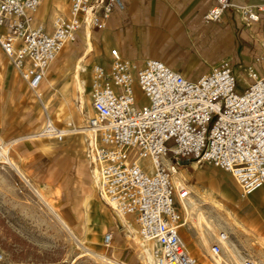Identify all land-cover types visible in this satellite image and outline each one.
Returning a JSON list of instances; mask_svg holds the SVG:
<instances>
[{"label": "built area", "instance_id": "built-area-1", "mask_svg": "<svg viewBox=\"0 0 264 264\" xmlns=\"http://www.w3.org/2000/svg\"><path fill=\"white\" fill-rule=\"evenodd\" d=\"M211 1L205 23L219 24L232 12L247 26L264 14V3ZM118 5L70 0L66 14L54 16L49 27L38 21L40 0H0V50L44 109L36 139L62 142L69 134L54 123L38 92L49 66L82 27L104 30ZM259 46L242 79L226 60L190 81L159 60L139 64L116 48L107 65L91 68L87 154L99 175L100 196L117 214L133 218L140 239L154 245L156 264H197L179 234V205L190 195L174 181L182 159L231 174L244 196L264 191V39ZM139 93L146 104H137ZM227 238L218 235L213 255L222 253ZM113 239V233L104 234L103 245L109 248Z\"/></svg>", "mask_w": 264, "mask_h": 264}, {"label": "rangeland", "instance_id": "rangeland-1", "mask_svg": "<svg viewBox=\"0 0 264 264\" xmlns=\"http://www.w3.org/2000/svg\"><path fill=\"white\" fill-rule=\"evenodd\" d=\"M67 9L68 6L63 14ZM57 14L54 12L53 17ZM89 30L91 46H87L79 33L75 42L59 51L38 90L45 95L44 105L52 95L47 113L56 125L81 131L67 135L62 142L26 138L35 136L42 127L44 109L0 54V264H106L101 257L124 264H142L137 258L142 241L137 226L132 217H124L135 231L126 232L121 217L100 196L93 177L95 167L87 154L90 133L82 132L93 114L91 68L95 64L107 65L112 49L105 56L98 33ZM237 60L243 61L232 58ZM79 61L87 68L86 90L82 94L76 90L72 78L73 66ZM139 95L137 104H146ZM180 180L188 189L194 185L193 201L203 204L204 214L223 225L216 228L215 236L212 232L206 234L210 249L218 234L226 233L231 252L222 247L219 256L231 264L234 255L264 264V193L258 195L261 203L252 202L254 194L244 196L231 174L197 161ZM30 188L44 190L53 210L73 231L80 245ZM108 232L113 233L114 239L106 248L103 236ZM200 248L213 262L205 247L200 245ZM197 260L202 264V259Z\"/></svg>", "mask_w": 264, "mask_h": 264}, {"label": "crops", "instance_id": "crops-1", "mask_svg": "<svg viewBox=\"0 0 264 264\" xmlns=\"http://www.w3.org/2000/svg\"><path fill=\"white\" fill-rule=\"evenodd\" d=\"M231 1L239 6H255L264 3V0ZM69 3L70 0H40V19L38 18V21L48 26L49 23L51 24L54 12L64 15L63 11L67 6L69 7ZM211 5V0H119V5L111 13L105 29L102 31L92 30L98 33L101 51L105 56L110 48H116L122 56L139 64L148 59L159 60L190 81L197 80L221 60H227L230 61L236 74L238 73V77L242 78L241 71L254 65V59L260 53L259 44L264 39V14L260 15L257 22L247 26L242 24L238 16L232 12L226 13L219 24L205 23L203 16ZM87 31H89V36ZM80 33L87 46H91L89 28H82ZM0 54L6 60L1 50ZM232 58H240L243 61L235 62L232 61ZM6 63L13 70L7 60ZM78 66L82 68L77 74ZM86 70V66L81 61L73 66L72 78L75 88L80 94L86 90ZM40 94L42 97L45 96L42 92ZM51 98L52 95L45 101L47 109L51 105ZM73 129L75 130V128L68 130ZM72 133H81V131L69 132V134ZM26 138L31 141L36 140L34 135ZM163 163L169 167L170 158L166 157ZM193 163L194 161L181 160L180 167L174 174V181H177L179 186L184 182L180 179L189 174V167ZM193 186H189V197L183 202L181 201V205H179L180 213L183 216L179 234L190 253L192 251V256L197 262V259L208 257L200 245L211 253L210 242L206 238V234L212 232V235L215 236L217 229L223 228V225L221 222H213L204 214L203 204L200 205L193 201L191 195ZM41 191L44 193V190ZM261 192L264 193L263 190L253 193L252 202H262L258 201V195ZM199 213L201 218H198ZM121 221L126 232H135L126 218L121 217ZM216 243L217 240L212 245ZM137 258L142 263L141 253L137 254Z\"/></svg>", "mask_w": 264, "mask_h": 264}, {"label": "bare ground", "instance_id": "bare-ground-1", "mask_svg": "<svg viewBox=\"0 0 264 264\" xmlns=\"http://www.w3.org/2000/svg\"><path fill=\"white\" fill-rule=\"evenodd\" d=\"M82 28H89L88 26H84V27H82ZM87 34H88V36H89V31H87ZM81 68L82 67H80V66H78L77 67V70H78V72H77V74L79 73V70H81ZM79 132V130H77V129H73V130H68V133L69 132ZM83 132H88V130H87V128H85L84 130H83ZM2 151L4 152V153H6V149H2ZM8 163L12 166V167H14V168H16V165L13 163V162H11V161H9V159H8ZM17 169V168H16ZM17 172V171H16ZM19 174H21V173H19ZM93 177H94V179H95V183L99 186V175H98V172H97V170L94 168L93 169ZM24 179V178H23ZM175 180V179H174ZM176 183V186H179L180 184L176 181L175 182ZM31 189V188H30ZM31 191H33L36 195H37V197L39 198V200H40V202L42 203V204H44L46 207H47V209H48V211L55 217V219L62 225V227L69 233V235L71 236V238L76 242V243H78L79 245H80V243H79V241L77 240V238L73 235V231H71L70 230V228L66 225V223L62 220V218L53 210V208H52V205H51V203L48 201V199L46 198V195L42 192V191H40V190H37L36 188H32L31 189ZM183 202V201H182ZM193 208H194V206H193ZM112 209V208H111ZM191 210H193V209H191ZM115 212V211H114ZM116 213V212H115ZM117 214V213H116ZM119 217H122L123 218V216H120L119 214H117ZM201 218V214L199 213L198 214V218ZM203 218V217H202ZM125 221V220H124ZM233 223V222H232ZM130 230V229H129ZM137 233H138V231H137ZM218 235H220V233L218 234ZM139 236V235H138ZM140 238V237H139ZM228 239V238H227ZM227 239H226V241H224L223 242V244H222V246H223V248L224 249H226V250H228V251H230L231 252V248H230V246H231V242H230V240L228 239V241H227ZM82 246V245H81ZM153 246L154 245H152V244H149V243H146V242H144L143 240L141 241V242H139V248H140V251H141V259H142V264H156V262H155V259H154V256H153V250L152 249H154L153 248ZM208 246V245H207ZM83 248V247H82ZM84 250H85V248H84ZM152 250V251H151ZM86 251V250H85ZM89 253V252H88ZM212 253V252H211ZM211 253H209L210 254V256H212L213 258V262H211L210 260H209V258L208 257H205V258H201L202 259V264H231V262H229V261H227V260H225L224 258H222L221 256H215V255H213V254H211ZM89 254H91V253H89ZM88 254V255H89ZM96 255H98V254H96ZM202 256V255H201ZM92 257V256H91ZM99 258V257H98ZM233 261H234V263H240L243 259H244V257H242V256H233ZM101 259L102 260H104L105 262H107L108 263V261L110 262V263H113L112 262V260L110 261V260H107V259H105V258H103V257H101ZM106 263V264H107Z\"/></svg>", "mask_w": 264, "mask_h": 264}]
</instances>
